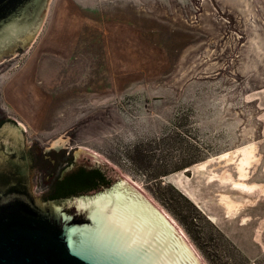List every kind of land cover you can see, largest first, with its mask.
<instances>
[{"label": "rangeland", "instance_id": "rangeland-1", "mask_svg": "<svg viewBox=\"0 0 264 264\" xmlns=\"http://www.w3.org/2000/svg\"><path fill=\"white\" fill-rule=\"evenodd\" d=\"M0 109L26 152L118 169L202 264H264V0H49Z\"/></svg>", "mask_w": 264, "mask_h": 264}, {"label": "water", "instance_id": "water-1", "mask_svg": "<svg viewBox=\"0 0 264 264\" xmlns=\"http://www.w3.org/2000/svg\"><path fill=\"white\" fill-rule=\"evenodd\" d=\"M49 0H0V57L30 44ZM0 114L5 115L4 109ZM33 152L43 156L42 148ZM53 152V151H48ZM55 152V153H54ZM74 168L99 169L101 187L46 201L42 172L29 171L24 129L0 127V264H202L165 217L95 156L54 151ZM57 152V153H56Z\"/></svg>", "mask_w": 264, "mask_h": 264}, {"label": "flooded vegetation", "instance_id": "flooded-vegetation-1", "mask_svg": "<svg viewBox=\"0 0 264 264\" xmlns=\"http://www.w3.org/2000/svg\"><path fill=\"white\" fill-rule=\"evenodd\" d=\"M15 123L11 118H7L4 115L0 114V127L4 123ZM49 151H55L52 148ZM45 152L43 156L38 155L34 152H26L28 160H29V171L31 169H36L42 172L40 164V160H45L50 164V171L47 172V176L44 179L45 184V194L42 196L46 201H50V197H60L65 193L74 194L76 192H82L84 189V185L76 183V177L80 172L81 168H74L73 161H69L68 158H60L55 155H51L54 153ZM57 153V152H56ZM99 185L97 187H93L92 189L100 188L102 184H105L106 179L101 175L100 180L98 181ZM91 189V190H92Z\"/></svg>", "mask_w": 264, "mask_h": 264}, {"label": "bare ground", "instance_id": "bare-ground-1", "mask_svg": "<svg viewBox=\"0 0 264 264\" xmlns=\"http://www.w3.org/2000/svg\"><path fill=\"white\" fill-rule=\"evenodd\" d=\"M220 157H226V154L221 155ZM254 156H253V148H247L245 150V152L243 153V157L240 158L239 162H238V166H237V170H238V177H239V182L234 183L233 187L236 190L242 191V192H246V193H250L252 191V189L255 187L254 185H247L244 183V181L246 180V176H247V168L250 166L251 162L254 160ZM199 168L201 170L205 169V163H202L201 165H199ZM137 185V184H136ZM139 187V186H138ZM138 189V188H137ZM146 200V198H144ZM151 203V202H150ZM226 206H227V210L229 212L232 211L233 208V203L231 201H227L226 202ZM159 213V212H158ZM160 214V213H159ZM165 223L166 226H171L169 224V222H167V220L165 219ZM243 224V223H242ZM191 256L192 258L196 259L194 257V255L191 252Z\"/></svg>", "mask_w": 264, "mask_h": 264}, {"label": "trees", "instance_id": "trees-1", "mask_svg": "<svg viewBox=\"0 0 264 264\" xmlns=\"http://www.w3.org/2000/svg\"><path fill=\"white\" fill-rule=\"evenodd\" d=\"M101 177V173L99 169H87L84 166L81 168L80 172L78 173L77 177H76V183L84 185V189H82V192H76L74 194H63L60 195V197H50V201L53 200H62V199H66V198H70L72 196H78L81 195L83 193H85L86 191L91 190L93 187H97V185H99L98 181L100 180Z\"/></svg>", "mask_w": 264, "mask_h": 264}]
</instances>
